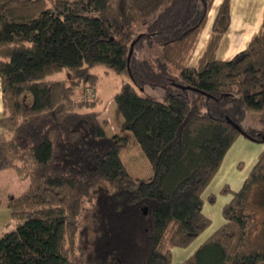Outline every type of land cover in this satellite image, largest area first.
<instances>
[{
  "label": "trees",
  "instance_id": "1",
  "mask_svg": "<svg viewBox=\"0 0 264 264\" xmlns=\"http://www.w3.org/2000/svg\"><path fill=\"white\" fill-rule=\"evenodd\" d=\"M213 3L0 0V170L29 180L7 203L0 264H171L211 225L202 193L241 135L263 149L237 191L222 189L223 224L182 264H264V129L243 126L264 112V17L245 49L218 60L222 0L191 66ZM98 66L128 77L113 100L149 178L128 173L127 136L101 124Z\"/></svg>",
  "mask_w": 264,
  "mask_h": 264
},
{
  "label": "rangeland",
  "instance_id": "2",
  "mask_svg": "<svg viewBox=\"0 0 264 264\" xmlns=\"http://www.w3.org/2000/svg\"><path fill=\"white\" fill-rule=\"evenodd\" d=\"M217 5V0L214 2V6ZM215 14L214 7L211 9L208 21L206 26L202 32L201 38L197 45V48L194 52L192 60L190 64L195 63L197 57L200 55L202 49L204 48L206 37L210 33L211 22L213 20ZM225 47V44L224 46ZM222 47V48H223ZM160 54V47L155 46V49H152L149 54ZM230 55L228 54V57ZM93 72H96L99 75V80L96 85V92L95 95L101 100V106L103 113L100 116L101 124L103 125L105 132L108 135L114 134H121L125 135L128 138L127 146L121 151L122 158L128 168L129 174L134 178H149L153 174V169L151 166L150 161L142 151L141 147L139 146L137 140L135 139L133 133L131 131H123L121 129V123L123 122V116L118 112L115 108L116 104L113 100V94L118 90L120 85L123 82L128 81V77L122 74H116L113 71L105 69L102 66H98L93 69ZM68 73L66 70H62L60 72L54 73L49 75L48 79L54 80H62L68 77ZM146 91L150 94L158 95L160 90H151L146 88ZM91 96L88 98L90 100ZM105 105V106H104ZM264 112H255L250 111L247 113L244 121L243 126L245 128H259L264 129ZM242 136V135H241ZM240 137L245 141L251 143L250 140ZM240 141V140H238ZM237 144V142H235ZM240 145L235 147V144L232 148L228 151L225 156V159L222 163L221 169L219 173L215 176V178L211 181L208 188H206L205 192L202 195L204 202L203 206V213L207 215L211 219V227L210 231L206 233H202L195 241H193L192 245L199 242L201 239L208 237L214 229L218 228L221 224H223V218L221 216V209L224 204H226L232 194L231 193H222L223 187H228L231 191H237L241 184L242 180L249 174L252 164L256 161L257 155L256 150L254 151L253 155L251 152L253 149H249L245 147L246 145L243 142H238ZM255 146L263 144L260 142H252ZM245 145V146H244ZM120 153V156H121ZM122 160V161H123ZM29 183V180H28ZM208 195H214V201L208 202L205 197ZM209 234V235H208ZM206 237V238H207ZM191 245V246H192ZM189 246V247H191ZM188 248H173L172 249V262L171 264H178L179 258H177L176 252L177 251H185Z\"/></svg>",
  "mask_w": 264,
  "mask_h": 264
},
{
  "label": "crops",
  "instance_id": "3",
  "mask_svg": "<svg viewBox=\"0 0 264 264\" xmlns=\"http://www.w3.org/2000/svg\"><path fill=\"white\" fill-rule=\"evenodd\" d=\"M215 1L216 0H214V2ZM221 2H222V0H217L216 6H214V3H213L212 8L214 7L215 12H216L217 6ZM229 2H230V25H229L228 30L222 36L219 47L217 49V53H216L217 59L222 60V61L231 59L236 53H238L239 51H242L243 49H245L247 47L251 38L255 34H257V32L259 31L263 17H264V0H229ZM214 16H215V14H214ZM211 24H212V22H211ZM210 29H211V27H210ZM201 35H202V33H201ZM208 37H209V35H207V37H206V42H207ZM200 38H201V36H200ZM206 42H205V44H206ZM224 44H225V47H223ZM203 49H202V51H203ZM202 51H201V53H202ZM201 53H200V55H201ZM228 54L230 55L229 57H228ZM199 56L197 57L196 62H197ZM195 63H192L190 65L193 66V65H195ZM115 108H116V106H115ZM1 117H2V103H1V84H0V119H1ZM241 137L243 138V136H241ZM238 140H240V141H238ZM235 142H237V144ZM235 142L233 143V145L235 144V147L240 145L238 142H243V144L246 145V146L244 145L245 147H247L249 149H253V151L251 152V155H253L254 151L256 150L257 158H258L259 153L263 149V145L262 146H260V145L255 146L254 145L255 143L254 144L252 143L253 141H251V143H249L248 141L240 139V137H237ZM232 146H231V148H232ZM121 158H122V153H121ZM257 158H256V161H257ZM224 159H225V157H224ZM224 159H223V161H224ZM223 161H222V163H223ZM255 162L252 164V167L255 164ZM123 163H124V165L128 171V168H127L124 160H123ZM221 166H222V164H221ZM221 166H220L218 172L216 173V175L219 173ZM128 173H129V171H128ZM215 176L213 177V179L215 178ZM244 180L245 179L242 180V183ZM210 183H209V185H210ZM28 186H29L28 180H20L18 177V174L14 168H7V169L0 170V231L3 229V227H5V225L7 223H9V220H10V210L7 207V203L9 201V199L11 197H16V196L21 195L23 192H25L28 189ZM208 186L206 188H208ZM206 188H205V190H206ZM205 190L203 191V193L205 192ZM203 193H202V195H203ZM210 196H212V195H208L207 197H205V199H207L208 202H211L209 200ZM214 198H215V196H214ZM204 202L205 201L203 200V206H204ZM210 227H211V225L208 227L209 231H210ZM208 228H207V230H208ZM206 232H208V231H204V233H206ZM206 237L201 239L199 242L195 243L194 245H192V243H193L192 242L189 245V246H191V245L192 246L191 247L188 246L189 249H186L185 251H177L176 255H177V258H179L178 264H182V262L197 248V246L206 239ZM188 247H186V248H188ZM171 253H172V251H171Z\"/></svg>",
  "mask_w": 264,
  "mask_h": 264
},
{
  "label": "built area",
  "instance_id": "4",
  "mask_svg": "<svg viewBox=\"0 0 264 264\" xmlns=\"http://www.w3.org/2000/svg\"><path fill=\"white\" fill-rule=\"evenodd\" d=\"M92 95V90L91 89H86L85 90V96H84V98L85 99H88L90 96Z\"/></svg>",
  "mask_w": 264,
  "mask_h": 264
},
{
  "label": "water",
  "instance_id": "5",
  "mask_svg": "<svg viewBox=\"0 0 264 264\" xmlns=\"http://www.w3.org/2000/svg\"><path fill=\"white\" fill-rule=\"evenodd\" d=\"M231 122V121H230ZM232 123V122H231ZM233 125H234V127L235 128H237L239 131H241V129H240V127L237 125V124H235V123H232ZM263 138H264V136H263Z\"/></svg>",
  "mask_w": 264,
  "mask_h": 264
}]
</instances>
